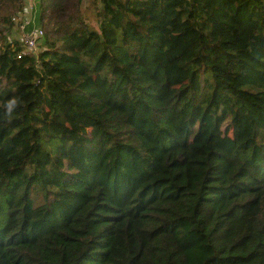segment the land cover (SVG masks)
Segmentation results:
<instances>
[{
    "label": "trees",
    "instance_id": "1",
    "mask_svg": "<svg viewBox=\"0 0 264 264\" xmlns=\"http://www.w3.org/2000/svg\"><path fill=\"white\" fill-rule=\"evenodd\" d=\"M30 1L0 0V264H264V0Z\"/></svg>",
    "mask_w": 264,
    "mask_h": 264
},
{
    "label": "built area",
    "instance_id": "2",
    "mask_svg": "<svg viewBox=\"0 0 264 264\" xmlns=\"http://www.w3.org/2000/svg\"><path fill=\"white\" fill-rule=\"evenodd\" d=\"M38 3L39 0L30 1V9L33 13L35 10L37 11ZM18 19L21 20L22 17L19 15ZM18 19L16 20L18 21ZM19 30L22 35L23 45L31 52H36L43 36V30L35 25L33 17L20 22Z\"/></svg>",
    "mask_w": 264,
    "mask_h": 264
},
{
    "label": "rangeland",
    "instance_id": "3",
    "mask_svg": "<svg viewBox=\"0 0 264 264\" xmlns=\"http://www.w3.org/2000/svg\"><path fill=\"white\" fill-rule=\"evenodd\" d=\"M30 0H28L29 2ZM81 10L83 12V14L85 15V17L87 18V20L89 21V23L91 24V26L96 27V17L94 14V4L92 3L91 0H82L81 2ZM38 7V6H37ZM16 25H18V23H15ZM14 25V24H13ZM15 26V25H14ZM20 33L17 31L16 27L14 29L11 30V34H10V39H18V37H20ZM27 49V47H25ZM44 206L42 208H38L35 212V215H39L43 212Z\"/></svg>",
    "mask_w": 264,
    "mask_h": 264
},
{
    "label": "clouds",
    "instance_id": "4",
    "mask_svg": "<svg viewBox=\"0 0 264 264\" xmlns=\"http://www.w3.org/2000/svg\"><path fill=\"white\" fill-rule=\"evenodd\" d=\"M14 107H15V101H10L8 104V111L11 112Z\"/></svg>",
    "mask_w": 264,
    "mask_h": 264
}]
</instances>
